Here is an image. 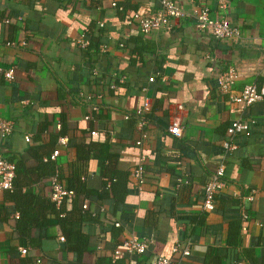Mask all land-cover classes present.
<instances>
[{
  "label": "crops",
  "instance_id": "crops-1",
  "mask_svg": "<svg viewBox=\"0 0 264 264\" xmlns=\"http://www.w3.org/2000/svg\"><path fill=\"white\" fill-rule=\"evenodd\" d=\"M68 1L0 0V22L7 11L13 24H21L16 32L13 24L0 26V67L15 68L14 81L0 74V118L14 124L8 139L0 136V155L34 170L41 158L58 150L57 163L69 172V164L77 160L75 136L61 138L65 143L53 139L64 117L72 129H91L95 141H110L111 164L101 156L86 164L88 188L102 189L107 178L100 172L108 165L128 174L129 194L117 206L112 198H81L82 206L88 201L90 211L99 215L83 226L92 251L79 263L61 240L58 226L45 230L38 249L13 239L19 213L0 195V264H25L22 260L28 258V264H155L159 256L179 264H264V99L249 107L234 104L218 86V78L230 68L240 73L234 92L264 84V0L229 3L226 14L243 34L237 42L215 40L197 30L191 19L176 22L172 31L145 36L126 25L111 0L97 8H92L93 0ZM116 1L129 14L152 15L160 9L158 0ZM174 1L192 12L200 7L216 11L221 0ZM92 23L104 24L108 48L88 64L90 57L78 41ZM123 43L128 45L121 48ZM141 45V60L132 64V52ZM110 81L118 86L116 91H110ZM146 100L150 109L141 126L136 112ZM94 104L98 119L85 120ZM235 120L255 123L250 135L238 136L235 149L225 156L223 143ZM174 125L182 129L180 137L171 134ZM80 134L78 143L92 138ZM140 139L143 144L137 146ZM141 156L147 158L146 179L139 188L132 174ZM222 163L226 187L216 196L215 210L205 211V186ZM20 181L24 192L39 191L25 176ZM252 193L254 200L248 201ZM66 207L70 210L72 202ZM243 213L249 218L242 221L246 230L240 232L234 260L231 226L243 220ZM135 237L149 242L145 254L115 255L125 240ZM187 243L190 256L172 253L177 244L184 249ZM21 247H28L27 255L20 253Z\"/></svg>",
  "mask_w": 264,
  "mask_h": 264
},
{
  "label": "trees",
  "instance_id": "trees-1",
  "mask_svg": "<svg viewBox=\"0 0 264 264\" xmlns=\"http://www.w3.org/2000/svg\"><path fill=\"white\" fill-rule=\"evenodd\" d=\"M74 1L77 2V0H69L68 2L72 3ZM105 1L106 0H93L91 3L92 8L100 7ZM120 7L123 8L122 11L119 10ZM116 9L120 12V14L123 15L122 19H124V22H126L127 17L132 14L125 13L124 11L126 9L120 3ZM6 12L7 11L1 15L3 20H1L0 26H4V24H13V19L9 16H6ZM6 21L9 22L7 23ZM19 28L21 29V24L18 22H15V24L11 25V29L14 30V32H16ZM27 29L28 27L26 26V32L28 33ZM106 33L107 29L105 27L101 28L98 23L90 24L86 35L87 39L89 40V45L84 48L85 56L90 57L88 64H92L93 55H95L97 59L99 56H101V46H103L106 42ZM137 40L138 39H132L131 42H136ZM13 41L15 40H9L8 42L12 43ZM127 45L128 43L124 44V48ZM143 51H145L144 45L137 46L133 50V55L131 58L132 64L140 62V56L142 55ZM89 116L91 117V120L98 119V113L93 109H91ZM58 124L61 128L53 136L55 143L59 142L61 138L66 137L68 134H74L75 136V138H71L75 139L73 146L77 150V160L76 162L69 164V172H67L65 169H62L58 165L57 159L59 156L56 160H51L52 155L41 158L39 160V167L34 170L27 169L24 163H22L23 161L15 162L12 158H6L8 161L15 163L16 177L14 179L13 189L4 191L2 195L4 196L5 200L14 204V209L17 211V213H19V217L14 223L13 239L24 240L29 244L30 247L38 249L41 247L42 239L46 236L44 233L45 230L50 227L58 226L61 229L62 235L64 237L65 247L67 250L75 254L77 257L76 262L79 263V260L82 259L85 253L92 251L90 236L83 232V226L86 223L91 224L96 222L99 215V213L90 211V206L87 210H84L81 204V198L85 200L88 198L90 199L92 196H96L98 202L112 198L116 206L119 204L122 205L129 194V181L127 178L128 174L115 171L114 168L105 165L102 168V172H100L102 177L107 178V181L103 183L102 189L91 190L88 188V185L85 182L86 164H88V162L94 157L99 156L104 157L102 159H105V162H112L113 154L109 151L110 141H95V136H93L91 129H84L83 131L81 128L72 129L67 124L64 117H62ZM58 124H55L56 129H58ZM80 133L85 134L83 137L88 138L89 134V136L92 138L86 143H78L76 142V138L78 139V137L81 135ZM97 149H99L98 155L95 154ZM24 176L26 179H30V182L32 181V178H34L32 183L34 182L37 184L39 188L38 192H36L33 188H28L25 192L23 191L20 179L24 178ZM54 176H57L62 182H64L69 190L75 192V196L70 200L64 201L60 207H58L50 197L52 178ZM49 181H51V183ZM67 202H72V208L70 210H68L66 207ZM242 221L243 220L239 219L231 226V241L229 244L234 246L232 249L233 254L230 255V258L233 259L235 258L233 257L234 254H237L235 246L237 244L239 245V235L242 231ZM35 229L38 230V234H33ZM234 260H236V258ZM22 262L28 264L31 262V260L28 258L22 260ZM236 263L237 262H235V264Z\"/></svg>",
  "mask_w": 264,
  "mask_h": 264
},
{
  "label": "built area",
  "instance_id": "built-area-1",
  "mask_svg": "<svg viewBox=\"0 0 264 264\" xmlns=\"http://www.w3.org/2000/svg\"><path fill=\"white\" fill-rule=\"evenodd\" d=\"M160 4V9L152 15H144L141 12H133L127 17L126 25L130 28H136L140 33L147 36L153 32L158 31H172L176 26V22L191 19L194 22L195 28L202 33H207L211 35L215 40L219 41H234L237 42L243 36L242 31L239 26L232 23L231 19L227 16L226 12L229 7V3L234 0H221L216 11H212L209 7H200L194 9L192 12H188L181 8L174 0H158ZM111 5L113 8H118V2L116 0H111ZM120 11L123 10L122 7L119 8ZM217 12L221 13V16H217ZM20 21L22 18L17 17ZM7 23L9 21H6ZM100 27H104V24L100 23ZM14 44V43H13ZM26 45L25 42L22 43ZM78 44L82 48H86L89 45V40L84 34L78 41ZM121 48H124V44H120ZM107 46H101L102 51L107 50ZM0 74L8 81L15 80V68H9L4 70L0 67ZM95 78L100 77L99 71L94 70ZM156 77L150 78V82H154ZM240 79V73L234 69L230 68L226 72L220 75L218 78V86L221 92L229 94L230 102L238 105L251 106L256 102L264 99V84L257 86L255 84H250L244 86L240 92H234V87ZM125 78L120 81L124 82ZM110 90L117 89V85L114 82L108 84ZM92 109L96 112L99 110L97 105H92ZM150 109V102L146 100L141 107L137 109V115L141 120V126L146 124L145 115ZM90 116H86L85 120H90ZM254 120H235L228 127L227 138L223 143L224 155L227 156L235 149V140L241 135H250L251 125L254 124ZM14 131V124L9 121H5L0 118V136L3 140L8 139ZM171 134L180 137L182 135V129L179 126H172L170 128ZM96 135V132L92 133ZM146 136L143 135L142 139ZM140 139L136 142L137 146H142L143 141ZM29 142L30 137H26ZM62 143H65V139H61ZM59 156V151H54L51 156V160H56ZM147 158L141 156L137 167L133 171V178L136 179L139 188L145 183L146 171L145 164ZM225 172L226 167L222 163L219 165L218 169L211 177L210 181L206 184L204 189V205L205 211H214L216 208L215 199L219 192H221L226 187L225 182ZM16 177V166L15 163L8 161L5 156L0 155V195L4 191L12 190L14 187V179ZM75 196V192L69 190L66 185L57 177L52 178L51 187V199L57 204L58 207L66 201L70 200ZM248 201L254 200V194H250L247 197ZM83 209L87 210L89 207L88 201L83 204ZM248 215L243 213V221H247ZM243 231L246 227L243 226ZM64 241V238L61 239ZM149 249V242L145 239L132 238L127 239L123 242L122 247L115 251V255H121L123 252L128 254H138L143 255ZM22 255H27L29 252L28 247H21L19 249ZM182 252L184 257L191 255L192 247L189 243L186 244L184 249L177 244L173 249V254H178ZM38 264H42V260H37ZM155 264H179L173 258L168 256H159Z\"/></svg>",
  "mask_w": 264,
  "mask_h": 264
}]
</instances>
